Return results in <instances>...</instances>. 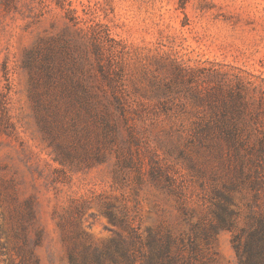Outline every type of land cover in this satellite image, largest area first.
I'll list each match as a JSON object with an SVG mask.
<instances>
[{
	"label": "rangeland",
	"instance_id": "rangeland-1",
	"mask_svg": "<svg viewBox=\"0 0 264 264\" xmlns=\"http://www.w3.org/2000/svg\"><path fill=\"white\" fill-rule=\"evenodd\" d=\"M264 221V0H0V264H247Z\"/></svg>",
	"mask_w": 264,
	"mask_h": 264
},
{
	"label": "trees",
	"instance_id": "trees-1",
	"mask_svg": "<svg viewBox=\"0 0 264 264\" xmlns=\"http://www.w3.org/2000/svg\"><path fill=\"white\" fill-rule=\"evenodd\" d=\"M248 238L234 236L233 246L238 261L247 264H264V221L246 233Z\"/></svg>",
	"mask_w": 264,
	"mask_h": 264
}]
</instances>
